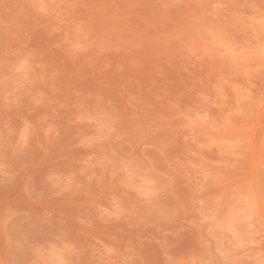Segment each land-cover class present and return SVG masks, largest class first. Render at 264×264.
<instances>
[{"label":"rangeland","instance_id":"374dc122","mask_svg":"<svg viewBox=\"0 0 264 264\" xmlns=\"http://www.w3.org/2000/svg\"><path fill=\"white\" fill-rule=\"evenodd\" d=\"M0 264H264V0H0Z\"/></svg>","mask_w":264,"mask_h":264}]
</instances>
